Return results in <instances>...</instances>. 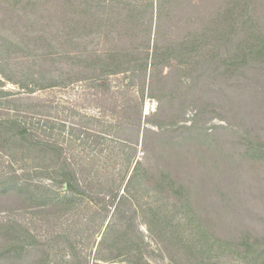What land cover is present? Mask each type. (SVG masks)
<instances>
[{"label": "trees", "instance_id": "1", "mask_svg": "<svg viewBox=\"0 0 264 264\" xmlns=\"http://www.w3.org/2000/svg\"><path fill=\"white\" fill-rule=\"evenodd\" d=\"M70 12L73 19L67 22L66 17L64 22V14L67 16ZM46 19L54 26L46 25ZM202 42H216L218 45L212 51H218L222 59L209 74L208 84L219 76L224 78L225 90L230 89L227 80L238 79L235 78L237 72L242 74L253 69L264 74V0H0V154L10 160V173L0 174V197L16 198V208L13 207L10 214L34 212L42 224L49 225L51 214L45 209H55L58 219L64 220L70 218L87 197L94 206L108 208L102 209L107 212V218L109 206L102 202L108 197L111 207H115L114 221L97 243L94 256L97 261L143 264L141 260L140 263L134 260L131 238L137 215L142 213L149 231L173 264H264V223L259 224L260 230L255 224L227 230L226 224L227 218L232 219L230 208L235 213L246 211L249 214V210L244 209L241 193L235 192L236 184L242 179L241 165L248 163L254 171L259 170L256 175L264 181V140L247 132L251 137L242 139L243 150L237 160L215 133L194 123L185 124L184 112L183 118L176 113L177 119L172 121L176 128L174 126L169 134L158 124L153 125L159 132L151 128L145 130V149L149 145L148 134H156L159 142L168 138L165 145L172 148L174 156H179L178 150L182 148L181 163L185 166L189 159L195 163L194 158L199 160L201 170H204L202 165L211 168L215 159L226 169L231 166L228 173L221 170L225 172L219 178L223 184L215 191L222 193L221 201L218 199L216 204L213 201L211 206L201 209V191H209L212 197L215 193L207 189V183L196 186L194 180L184 181L163 170L157 182L151 181L149 169L142 161L135 164L124 194L120 193L121 178L111 185L107 194L101 189L103 184L100 185L94 198L88 188H82L74 158L67 154L71 149H89L90 145L79 140V134L76 137L73 129L68 131V120L58 121L51 115L55 106L23 104L22 98L3 89L9 82L31 95L68 88L86 80L91 87L111 90L110 78L121 76V85L126 89L138 86L142 99L148 96L160 102V95L165 97L169 91L177 92L180 101L177 109H185L189 102L187 91L191 93L192 87L208 77L210 66L198 64L190 69V75L196 77L191 78L192 82L180 81L178 90L170 88L168 78H158L155 70L171 62L187 63L191 56L188 46ZM233 61L235 66L230 67ZM258 82L264 94V76H259ZM160 88L164 89L161 93ZM223 96L230 97L227 92ZM199 105L198 118L211 111L227 123L226 127H214L225 136L233 130L234 123L238 124L232 116L233 109L228 110L223 99ZM158 110L162 112V106ZM138 120L141 131L143 112ZM104 129L103 134L114 130L115 125ZM193 139L197 140L195 152L187 145ZM216 142L220 156H212ZM27 162H31V168ZM44 178L52 184L46 185ZM53 185L60 187V191ZM137 185H141L140 194ZM15 220L0 222L2 263L23 262L31 248L42 253L44 262L38 260L40 264H51L56 262L55 248H58L64 257L72 254L77 264H102L80 255L76 246L78 240L72 242L71 232L55 234L50 237L51 242L43 244L26 225ZM117 228L121 233L113 236ZM136 233L142 240L140 232ZM57 238L60 241L53 245L52 241ZM123 240H127L128 246L119 245Z\"/></svg>", "mask_w": 264, "mask_h": 264}, {"label": "rangeland", "instance_id": "2", "mask_svg": "<svg viewBox=\"0 0 264 264\" xmlns=\"http://www.w3.org/2000/svg\"><path fill=\"white\" fill-rule=\"evenodd\" d=\"M47 12L52 14L49 11ZM71 14V12L67 16L64 14V22H66V17L67 22L71 18L73 19ZM236 19L237 16L234 17V20ZM35 21L36 19H33V22ZM45 23L46 25L49 24V27L54 26L50 25L47 19ZM13 28L18 30L17 27ZM54 28L58 29V26ZM217 45L216 42L212 44L208 42H202L201 44L191 43L187 48L191 52L187 63L176 65V63L171 62L163 64L155 70L158 78H168L167 83L170 85V88L177 89L176 87H181L180 81L188 82L191 78L196 77V75H193V77L190 75V69L198 66V64L210 66V71H207L208 77L202 79L195 87H192L190 89L191 93H189V90L187 91L189 102L186 104L185 109H177L180 102L177 92L169 91V97L167 95L165 97L160 95L162 99L160 102L148 96L142 99L138 86L126 89L121 85L123 83L121 76L110 78L113 86L111 90L91 87L86 80L77 82L68 88L48 89L31 95L9 82L5 84L3 89L11 92L18 99L22 98L23 104H31L33 102L45 106H55V110L51 115L58 119V121L68 120L67 127L70 128L68 131L70 132L73 129L76 137L79 134V140L85 141L90 145L89 149H71L67 154L68 157L72 156L74 158V167L79 175L82 188H88L94 198L97 196V190L100 185L103 184L101 189L107 194L111 185L116 181L118 182L121 178H123V183L121 184L120 193L124 194L128 181L131 175H133L135 164L138 161H142L144 167L149 169L151 181L157 182L159 172L163 170L171 174L173 173L179 179H184V181L189 180V182H192L194 180L196 186H200V183L205 182L209 185L207 189L212 190L213 194L216 190L218 191L219 185L223 184L219 181V178L221 177L220 174L225 172H221V170L225 169L228 173L231 166L228 165L226 169L220 160L215 159L216 162L214 165H211V168L202 165L204 170H201L199 160L194 157L195 163H191L189 159L187 161L188 165L185 166L181 163L182 148L178 150L179 156H174L170 151L172 148L165 145L168 138L164 142H159V137L156 134H148V137H150L148 139L149 145L145 149L143 136L145 130L148 128L159 132L158 128L153 124L162 125L163 131L167 130L165 133L169 134L175 126L172 122L175 120L174 118L177 119L175 114L178 113L177 116L183 118L182 112H184L183 116L186 117L185 124L191 125L194 123L203 129H207L212 134L215 133L219 141L226 144L224 145L226 150L231 152L237 160H240L239 156L243 150V143H241L243 138L252 136L264 140V94L258 85V83L260 84L258 82L259 76H264V74L260 70L253 69L242 71V74L237 72L235 78L238 79L227 80L230 89L225 88V90L223 89L224 78L222 79L219 76H215L214 83L208 84L210 82L209 74H212L213 70L217 68L222 60L218 55V51H212L214 46ZM234 66L235 62L233 61L230 67ZM158 90L161 93V90L164 89L160 88ZM223 90L230 97L224 98L223 95L226 92ZM165 93L167 94V91ZM218 99L224 100V105L228 107V110L229 108L233 109L232 116L235 122H238V124H233V130L229 134H226V136L222 131L215 130L214 127L216 125L226 127L227 123L221 121L211 111L199 118L197 117L196 111L200 106L199 104H205V102L210 104L214 101L217 102ZM161 106L162 112H159L158 108ZM141 112H143V122L142 129L139 131L138 119ZM125 119L127 120L125 121ZM239 119L242 120V124H240ZM112 124L115 125V129L103 134L104 128ZM247 132L251 136L246 134ZM195 141L197 142L195 139L187 144L192 147L194 152L197 149ZM222 143L221 145H223ZM187 150H190L189 154L191 155V149L187 147ZM219 154L220 149L217 147L216 142L212 156H220ZM0 156L3 157L0 158V174L10 173V160L2 154ZM192 156H195L194 153ZM130 164L131 167L129 168ZM27 165L28 168H31V162H27ZM240 172L242 179L236 184L235 192L237 194L241 193L245 203L243 205L244 209H248L249 214L246 211L235 213L232 208L228 209L231 211L232 219L227 218V230H235L239 227L252 226L253 224H255L257 230H260L259 224L263 225L264 223V219L261 221L264 218V181L261 179L262 177L260 178L256 175L260 171H254L248 163L241 165ZM43 181L46 185L52 184V181L48 178H44ZM53 187L60 191V187L55 185ZM136 187L140 194L141 185H137ZM221 195V192H215L212 197L209 191L203 190L200 194L199 206H201V209H205V207L211 206L213 201L215 202L218 199L221 201ZM88 200L86 197L83 205L77 207L75 213L70 218H65L64 220L62 218L61 220L58 219L55 209H45L49 215L51 214L48 219L49 225H45L40 222V219L37 218L34 212H28L30 211V205L28 206V213L13 216L10 213L12 212V208L16 206V198L8 200L5 196L0 197V222L5 220L13 221L16 218L15 221L26 225L38 237V240H43V244L51 242V236L69 231L71 232L70 235H72V242L74 240L77 242L76 240H78L76 246L81 256L86 255V258L90 262L102 263L94 259L97 243L105 232L107 234L108 227L113 223L114 219L112 216L115 207H111V200L108 197L102 202L103 205L109 206V215L105 218L107 212L102 209L108 210V208L94 206L95 204L88 202ZM224 211L226 210L223 208V215H225ZM141 214L137 215L135 224L131 229V238L133 237L134 244L132 251L135 252L134 260L138 263L141 260L143 264H173L168 253H163L160 244L154 239ZM136 231L140 232L143 242L138 238ZM224 232L226 231L224 230ZM224 232L222 230V233ZM120 233L117 228V231L113 232V236H119ZM109 235H111V232ZM59 241L60 239L57 238L52 241V244L56 245ZM119 245L126 247L128 246V242L127 240H123ZM28 250V257L19 264H34L33 261L35 259V264H40L38 260L44 262L42 261L43 256L41 252H35L31 248H28ZM55 256L56 258L54 259H56L57 263L53 261L54 263L51 264H77V260L74 259L72 254L68 253L64 257V253L59 251L58 248H55ZM61 261L65 263H61ZM0 264L4 263L0 260Z\"/></svg>", "mask_w": 264, "mask_h": 264}]
</instances>
